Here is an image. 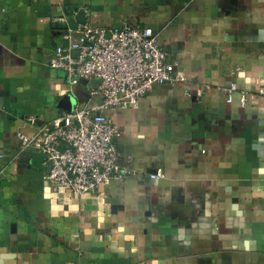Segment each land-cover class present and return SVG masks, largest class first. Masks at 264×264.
I'll list each match as a JSON object with an SVG mask.
<instances>
[{
    "label": "crops",
    "instance_id": "1",
    "mask_svg": "<svg viewBox=\"0 0 264 264\" xmlns=\"http://www.w3.org/2000/svg\"><path fill=\"white\" fill-rule=\"evenodd\" d=\"M84 26L151 28L185 80L108 112L131 175L78 196L17 133L101 103L49 66ZM262 91L264 0H0V264H264Z\"/></svg>",
    "mask_w": 264,
    "mask_h": 264
},
{
    "label": "built area",
    "instance_id": "2",
    "mask_svg": "<svg viewBox=\"0 0 264 264\" xmlns=\"http://www.w3.org/2000/svg\"><path fill=\"white\" fill-rule=\"evenodd\" d=\"M63 38L68 45L55 48L49 66L62 71L71 86L100 80L90 96L101 103L63 112L35 134L18 132L17 138L22 149L47 156L51 169L46 181L82 196L131 175L121 164V132L108 112L137 109L153 86L184 81L185 75L176 71L151 28L84 26ZM228 92V103L237 93L241 105L246 104V93L236 83ZM150 178L162 179L164 172L159 169Z\"/></svg>",
    "mask_w": 264,
    "mask_h": 264
},
{
    "label": "water",
    "instance_id": "3",
    "mask_svg": "<svg viewBox=\"0 0 264 264\" xmlns=\"http://www.w3.org/2000/svg\"><path fill=\"white\" fill-rule=\"evenodd\" d=\"M77 29H74L73 31H76ZM91 89H97L100 84L101 81L100 80H93L89 83H87ZM75 107V100L71 97V96H67L65 97L62 102H61V108L63 110H65L66 112H72L74 110ZM36 159H41V161L43 160H47V156L43 153H38L35 155ZM51 169V167H50Z\"/></svg>",
    "mask_w": 264,
    "mask_h": 264
}]
</instances>
